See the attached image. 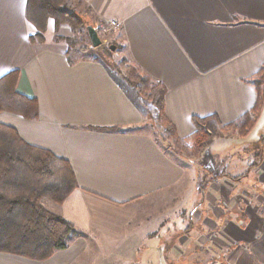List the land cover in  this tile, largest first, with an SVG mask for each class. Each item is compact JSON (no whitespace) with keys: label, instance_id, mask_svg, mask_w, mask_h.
<instances>
[{"label":"crops","instance_id":"crops-1","mask_svg":"<svg viewBox=\"0 0 264 264\" xmlns=\"http://www.w3.org/2000/svg\"><path fill=\"white\" fill-rule=\"evenodd\" d=\"M65 1L91 26L98 20L121 22L111 41L122 57L167 88L164 112L178 138L195 132L193 119H209L204 126L214 122L217 129L253 107L255 90L244 81L264 64V0ZM25 4L0 0V78L17 71L15 91L35 99L38 116L29 120L0 112V124L69 162L78 188L61 205L43 206L75 234L48 260L0 252V264H153L162 259L163 242L202 259L221 250L226 264H264L263 205L255 206L245 193L249 202L236 208V190L225 174L223 189L209 187L216 197L222 194L223 203L209 199L210 191L200 192L197 235L191 236L187 220L173 223L184 234L168 235L166 215L162 223L153 210L174 191L186 195L189 175L196 177L195 162L161 142L148 110L108 61L69 47L76 35L69 26L49 19L43 43L32 44L37 31L25 18ZM263 112L264 107L256 126ZM254 179L264 188V169ZM153 219L160 222L156 232L150 229ZM154 234L161 239L153 241ZM141 237V260L147 263L139 261Z\"/></svg>","mask_w":264,"mask_h":264},{"label":"trees","instance_id":"trees-1","mask_svg":"<svg viewBox=\"0 0 264 264\" xmlns=\"http://www.w3.org/2000/svg\"><path fill=\"white\" fill-rule=\"evenodd\" d=\"M24 15L37 31L30 38L32 44L43 43L49 19L56 26L68 25L73 31L84 28L82 17L70 12L65 0H26ZM71 42V39L68 40L69 47ZM115 74L141 107L154 109L155 120L163 127L159 138L167 148L177 155L185 152H191L194 156L201 154L203 144L210 138L203 128L209 119H193L195 132L180 139L164 112L167 88L141 72L137 66L124 61L117 64ZM18 75L14 71L0 78V112L36 119L38 105L35 99L15 91ZM244 83L255 90V103L239 119L219 125L220 134L229 133L245 138L259 120L264 107V64ZM77 188L73 169L67 160L27 144L15 129L0 124V252L45 261L56 252L65 250L75 231L61 217L48 211L43 202L47 200L61 205Z\"/></svg>","mask_w":264,"mask_h":264},{"label":"rangeland","instance_id":"rangeland-1","mask_svg":"<svg viewBox=\"0 0 264 264\" xmlns=\"http://www.w3.org/2000/svg\"><path fill=\"white\" fill-rule=\"evenodd\" d=\"M83 22L84 28H79L74 31L76 35L73 39H71L72 42L70 46L74 45L77 51L82 50L88 52L90 57L93 59H95L94 56H96L101 60L108 61L109 66L114 73L115 69H117V64L122 61L126 62V64L133 65L127 57H122L120 55L121 48L119 46L115 47V43L111 41L112 36L120 30V21L119 28L113 32L106 31L105 29L98 27L100 26L99 24L103 23L104 21H94L93 26H91L85 20ZM88 27L99 28L98 35L103 42V44L99 48H93L91 46L86 30ZM111 46L114 47V51L110 50ZM107 51L109 52V54H105V52ZM117 55H119L120 57H118ZM146 108L148 110L149 124L151 123L153 125V128L157 131L158 136H160L163 132V127L155 120L156 112L154 111V109L151 110L148 107ZM213 125L214 122H211L210 124L203 127L205 129L204 131L208 134V136H210V138L202 146V160L199 157L201 154L199 156H194V154L191 152H185L184 154H182L183 156L187 157L188 160L195 162V165L193 166L196 170V177L194 179L192 178V176H190L191 174L189 175L187 181L188 189L185 192L186 195H181L180 197H178L176 196V193L174 191L173 195L168 196L167 199H164V201H162L161 203L156 204V209L153 210L155 213L157 212L156 214L161 215L160 222L163 221V215H166L164 219L165 221L163 222L167 223V227H170L167 228V232L169 231L168 235H170V237L174 238L178 234H184V228H182V230H179L174 229V226L177 223L179 224L181 221L186 220L188 221V230H190L189 232H193L191 236L197 235L198 228H196L195 222L197 221V214L201 211V208L198 207V204L201 202L200 198L202 197L200 192H202L203 194H207V192L210 191L209 193L211 194V196H209V199L216 200L219 197V202L223 203L222 194L218 193V197H216V194L213 193L209 188L211 184H215L214 186H216L217 184L221 189H223V174H225V178L229 179L233 184V190H236V208H238L239 206L242 207V205H244L245 199L248 201V197L244 196L245 193L251 196V198L253 199V201L251 202H253L255 206L263 205L262 207L264 208V200H261V198L264 197V193L262 192L264 191V188L254 179V175L258 171V169H264V112L257 126L255 125L256 127H254L253 131H251L250 133V136L246 139L238 140V138L240 137H238L237 135H231L229 133L220 134L218 128L216 129V126ZM253 164H255V166ZM189 169L192 168L190 167ZM235 176L236 179L241 177L243 179L240 181H235L233 179ZM244 176L248 177L244 179ZM183 190L184 189H182V191ZM260 193L262 194V197H260ZM174 194L176 197L174 196ZM44 202L46 203L48 201L44 200ZM229 202L227 203L229 204ZM239 203H242V205H239ZM162 209H167L166 214L164 213V211H161ZM160 222H156L154 219L150 221V229L152 232H156L159 230L158 225ZM154 235L155 237L153 241L157 242L161 239L159 238L158 234ZM141 240L142 242H140L139 247H137L140 249V262L143 261L141 260V258L142 251L144 250L145 246V243H143V237H141ZM159 246H161L162 259L153 261V264H226V252H222L221 250L217 254H212V256L211 254L203 255L202 259L199 254H193L191 251L183 250L182 253L175 252V250L172 249L173 244L169 245L167 244V242H163L162 245L160 244ZM158 253L159 252H156L154 255H158Z\"/></svg>","mask_w":264,"mask_h":264},{"label":"water","instance_id":"water-1","mask_svg":"<svg viewBox=\"0 0 264 264\" xmlns=\"http://www.w3.org/2000/svg\"><path fill=\"white\" fill-rule=\"evenodd\" d=\"M86 30H87V34H88L91 46L93 48H99L101 46V40H100L96 30L92 27H88ZM110 50L114 51V47L111 46Z\"/></svg>","mask_w":264,"mask_h":264},{"label":"built area","instance_id":"built-area-1","mask_svg":"<svg viewBox=\"0 0 264 264\" xmlns=\"http://www.w3.org/2000/svg\"><path fill=\"white\" fill-rule=\"evenodd\" d=\"M100 28L105 29L106 31H115L119 28L120 26V22L116 19H111L108 21H104L103 23L99 24ZM97 27V26H96ZM96 30V32L98 33L99 28H94ZM99 36V35H98ZM101 40V39H100ZM103 44L102 40H101V45Z\"/></svg>","mask_w":264,"mask_h":264}]
</instances>
